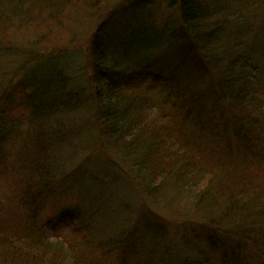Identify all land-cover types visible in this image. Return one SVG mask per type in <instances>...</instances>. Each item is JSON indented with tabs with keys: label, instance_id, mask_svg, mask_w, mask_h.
Masks as SVG:
<instances>
[{
	"label": "trees",
	"instance_id": "1",
	"mask_svg": "<svg viewBox=\"0 0 264 264\" xmlns=\"http://www.w3.org/2000/svg\"><path fill=\"white\" fill-rule=\"evenodd\" d=\"M94 1L0 0L2 66L34 45L18 40L19 32L56 20L80 2ZM164 2L176 13L162 29L144 15L145 0H137L128 11L116 9L114 18L119 21L100 26L89 65L85 55L72 52L71 57L70 51L29 53V61L24 56L18 60L25 76L22 102L8 91L0 94V177L11 191L6 197L19 204L16 211L9 208L14 201L5 209L0 205V264L103 263L97 252L106 237L92 233L82 250L79 244L50 241L40 222L42 197L59 192L70 196L74 189L79 201L95 202L86 189L91 184L84 182L87 171H82L79 191L66 183L70 174L54 170L53 176L50 169L65 113L85 101L96 105L93 114L103 125L102 134L123 153L148 196L155 190L162 195L168 179L169 208L173 204L182 211L175 201L195 197L198 215L185 212L183 224L192 230L203 228L202 234L195 233L220 253L221 264H264V189L241 178L248 169L264 168V66L254 47L258 36L253 40L254 28L245 26L243 6L248 1ZM168 57L169 68L159 65V59ZM15 105L24 107L27 121L6 119L8 107L15 110ZM83 110L89 113L91 107L84 105ZM7 141L13 148L4 146ZM207 159L216 164L214 175L203 166ZM125 171L120 168L118 173ZM86 213L90 211L77 204L61 210L51 222L56 227L75 222L79 227ZM185 251L183 263L208 264L196 250ZM119 252L122 263L131 264L133 248Z\"/></svg>",
	"mask_w": 264,
	"mask_h": 264
},
{
	"label": "rangeland",
	"instance_id": "2",
	"mask_svg": "<svg viewBox=\"0 0 264 264\" xmlns=\"http://www.w3.org/2000/svg\"><path fill=\"white\" fill-rule=\"evenodd\" d=\"M243 1H248L243 6L248 18L245 26L246 29L251 28L252 30L254 28V33L251 35L253 40L258 36L257 40H254L257 41L254 47L258 49L259 64L264 66V0ZM135 2L137 0H95V4L80 2L73 6L72 9L74 10L64 12L56 20L40 24L35 30L27 29L19 32L18 40L23 43L31 41L34 44L28 51H20V53L25 58L29 53L46 56L70 51V56L73 57L74 53L79 52L85 55V62L89 65L87 61H90L92 57L90 47L100 30V26L104 22L106 25L114 24L115 18H117H114L116 9L121 12L128 11V7L135 5ZM145 3L144 15L147 13L146 15L150 16L149 20L161 29L167 21H172L174 18L176 8L167 5L164 0H145ZM135 12L138 11L135 10ZM142 16L140 15V17ZM120 19L122 18L120 17ZM129 19H133V17L131 16ZM117 20L119 21L118 18ZM120 29L123 30V27ZM21 58L11 59L7 65H4L6 70L0 63V94L2 91H8L17 102H22L24 94L21 85L25 81V76L22 73V68H20L21 63L18 61ZM168 58L159 59V65L169 68L168 61L171 58ZM24 61L29 60L25 58ZM171 69L174 67L170 66ZM9 84H11L10 87ZM195 89H199V87ZM84 105L91 107L89 113L84 112ZM214 105L215 113H219L218 103ZM93 108H96L93 101H85L74 105V108L68 109L65 113L61 125L63 135H60V139L56 141L54 167H50V169H52V175L54 170L55 172L56 170H64L70 174L66 183L75 187L76 190H82L84 182L91 184L86 185L88 186L86 189L90 190L89 193L92 194L95 202L79 201V192L74 191V189L70 192V196L59 192L49 197H42L38 201L42 217L40 222L43 221L46 225L48 239L50 241H65L66 245L79 244L84 250V246L89 244L88 239L93 238L92 233L95 236H104L106 242L100 244L104 247L97 252L103 255V258H100V261L103 260L102 264H123L119 250L128 247L133 248L135 253L131 258V264H185L181 256L187 253L186 249L190 253L196 250L197 257L204 262L207 260L208 264H214V262L221 264L220 253L218 254L217 250L210 246L211 243H207L203 237L200 238L196 235L195 232L202 234L203 228L192 230L183 224L182 218L185 212L191 213V217L195 218L198 215H196L198 204L196 206L195 197L189 196L181 202L175 201L177 205L182 206V211L172 207L173 204L169 208V202L165 200V197L169 195L167 193L169 189L168 179V181H164V187L167 186L161 193L162 195H159V192L155 190L156 192L148 196L147 193L150 192H146L142 186L139 187L137 177L134 176L135 174L131 171L128 162L122 158L123 153L108 140L105 134H102L103 125L96 114H93ZM8 109L10 110L6 119L10 122L27 121L25 118L27 112L24 107L15 105V110L10 107ZM51 127L56 128L55 126ZM166 133L169 134V129ZM233 142L236 140L233 139ZM4 146L7 149L13 148L9 141ZM114 159L117 160V163ZM205 165L208 166L206 172L213 174L216 168L213 160L207 159L203 162V166ZM124 167L127 168V171L125 174L119 175V169ZM79 168L81 170L77 172ZM228 170L232 169L228 168ZM82 171H87L89 176L84 182L81 179ZM247 172L241 178L255 182L259 186L256 188L257 190L259 188L264 189V168H252L248 169ZM53 176H51L52 179H55ZM158 180L160 181V179ZM6 181L5 178L0 177V205L5 209L8 202L14 201V204L10 205L9 208L12 207L16 211L19 209V204L17 205V200L7 198L11 191ZM111 182L113 184L109 186ZM54 183L58 184L56 180ZM261 192L264 191L261 190ZM252 194L254 195V193ZM97 200H100V204L95 206ZM39 204H36L37 209ZM77 204L82 206L84 210L90 211V213L82 216L83 218L78 223L79 227L75 222L73 225L69 222L60 227H56L54 222H51L54 215L61 210L75 207ZM9 214L12 215L11 210ZM249 215V213L246 214L244 218L247 219ZM129 216L131 217L128 219ZM87 235L90 237L88 238ZM129 240L130 243L127 246L125 242ZM207 254H209L208 259ZM212 259L213 262L210 263L209 261Z\"/></svg>",
	"mask_w": 264,
	"mask_h": 264
}]
</instances>
